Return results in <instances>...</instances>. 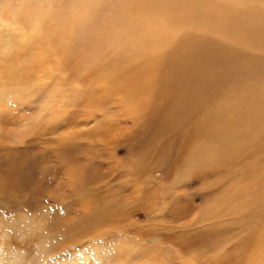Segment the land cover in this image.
<instances>
[{
    "label": "rangeland",
    "instance_id": "rangeland-1",
    "mask_svg": "<svg viewBox=\"0 0 264 264\" xmlns=\"http://www.w3.org/2000/svg\"><path fill=\"white\" fill-rule=\"evenodd\" d=\"M160 1L165 0H0V74L14 70L12 77L31 78L28 90L13 106L14 114H11V109L0 111V149L18 150L23 146L18 140L10 138L9 133L14 126L23 123L27 126L35 119L40 124L33 129L31 136L38 135L39 140L43 132L38 129L48 122L45 116L51 117L56 109L60 115L57 125L60 131L70 132L72 127L77 131V128L83 127L79 130L85 134L78 139L75 149L69 148L71 150L62 154L70 159L78 158L89 173H86L88 179L84 183L67 181L71 179L67 174V162L62 160V168L53 147L38 152L39 146H36L33 154L25 152L29 155L23 151L15 152L25 161L30 174L14 173L9 165L13 163L11 160H16V155L10 154L7 158L0 155V220L9 221L10 217L21 212L28 215L35 213L46 222V231L50 234L48 238L44 237L47 239L45 249V244L42 246L38 240L35 241V236L23 234L13 227L8 244L10 252H15L17 259L21 257L19 260L22 262L17 264H26L24 260L38 264L43 258L44 263L47 262L45 264H83L85 260L93 263V258H87L93 243L106 251L102 261L109 264H238V261L243 264L240 261L244 241L259 235L257 242L262 244L264 161L250 162L246 166L237 164L233 170L223 165L203 164L196 157H188L189 149L198 142L192 140L195 136L193 125L199 118L197 113L184 116L179 115L183 112L176 111L169 123L159 124L151 118L150 111L145 110L140 113L142 115L135 125L130 117L128 119L126 111L127 105L134 99L129 87L119 82L112 83L111 77L104 73L101 79L100 76H92L93 84L88 82L91 79L87 76L88 72L82 73L86 81L83 79L77 83L75 79L78 74L74 68L77 53L97 40L107 39L109 43L126 31L128 18L116 8L117 3L135 2L133 10L136 15L147 18L154 14L155 5ZM40 12H47L48 15L39 31L34 32L29 14ZM209 33H204L209 40H219L213 32L212 36ZM246 46L261 54L254 43ZM93 50L96 59L98 49ZM84 61L91 63L92 55H87ZM4 75L12 79L9 72ZM3 79L0 77V84ZM118 96L120 99H116ZM101 120L114 126L108 129L114 143L107 151L101 145L104 142L94 141L97 138L94 129ZM139 127L141 130H138ZM138 131L144 134L139 135ZM107 134L100 138L107 141ZM185 154L188 155L186 158ZM198 162L199 167L203 165L207 171L203 166L198 168ZM191 163H196L197 168ZM232 173H236V177ZM177 176H181L180 181ZM237 177L243 180L253 177L250 182L245 180L247 184L240 181L244 187L239 183L240 186H236L238 190H244L241 196L251 190V197L231 199L226 195L235 190ZM180 182L183 183L180 185ZM239 201L242 205L233 208ZM223 206L226 209L221 208L217 212ZM257 231L259 234H256ZM109 239L111 241H107ZM119 242L126 244L118 248ZM37 246L44 257L37 256L40 253L36 251ZM39 247H43L42 250ZM117 248L122 251L119 253ZM250 254H255V251ZM1 263L8 264L6 261Z\"/></svg>",
    "mask_w": 264,
    "mask_h": 264
},
{
    "label": "bare ground",
    "instance_id": "bare-ground-1",
    "mask_svg": "<svg viewBox=\"0 0 264 264\" xmlns=\"http://www.w3.org/2000/svg\"><path fill=\"white\" fill-rule=\"evenodd\" d=\"M109 1L114 2V0ZM134 3L119 2L115 5L128 18L126 31L122 36H116L109 43L107 39L97 40L85 50L77 53L75 57L76 62L74 63V68L78 72L75 78L77 83L83 79L86 81L82 77L83 72H88L87 76L91 78L88 82L91 83L93 82L92 76H100L99 79H101L104 73L111 77L112 83L119 82L129 87L130 92H132L131 96L134 99H131L126 111L129 114L128 119L130 117L135 122V125L142 115L140 113L145 110H149L150 112L148 113L151 115V118L157 123L161 122V124L169 123V119L175 117L176 111L183 112L179 115L184 116L197 113L199 118L195 120L196 125L192 124L195 133L192 140L194 139L198 142H196L194 147L189 149V156L185 154V158L186 156L196 157L201 163L204 162L203 164L223 165V167H232V170L236 169L235 165L237 164H245L244 166H246L250 162L264 161V49L260 48L264 47V0H165L155 5L154 14L147 18H139L136 15L133 10ZM29 15L32 16L30 20L33 31L37 32L43 19L48 14L47 12H40ZM206 31H209L211 36L214 33L219 40L214 38L213 40H209L204 34ZM251 42L255 44L256 48L261 50L259 52L261 54L247 48L246 44H250ZM105 43H107V47ZM93 49H98L96 59ZM87 55H92L93 61L91 63L84 61ZM6 72L11 74L12 79L6 78L4 75ZM6 72H1L0 74L1 78H5L1 80L0 84L2 86L0 89V111L11 109V114H14L13 106L16 104V100H20L28 90L31 78L29 79L28 76L21 78L19 75L12 77L15 73L14 70H8ZM11 85L14 86L10 88L9 86ZM123 89H126V87ZM11 98H14L13 100L15 102ZM118 98L119 96L116 99ZM111 100L113 101L114 99ZM95 104H97L96 101ZM89 114L92 116L91 111ZM94 116L96 115L94 114ZM14 117L16 119V115ZM44 119H47L48 122L38 129L39 132H43L39 140L38 135L31 136L33 129L40 124L38 119H35L34 123H32V120H29L31 123H26L27 126L24 123L20 126H14L9 133V137L18 140L23 146H20L18 150L14 148L10 150L7 147H3L4 149H0V155L2 158H7L10 154L16 155V160H11L13 163L10 162L11 164L9 165L13 168L14 173L19 175L30 174L28 167L25 165V161L15 152L23 151L24 153L29 152L33 154L32 150L36 146H39L38 152L40 150L47 151L48 147H53L58 153L56 155L58 163L62 166V160L67 162V174L71 177L67 181L78 180V182L84 183L88 179L86 175L88 172L82 167L78 158L76 157L77 160L75 158L70 159V157L62 154L69 148L75 149V146L78 144V139L85 134H82L79 130H82L83 127L77 128V131H75V127H72L70 132L60 131L57 126L59 125L60 115L59 110L56 109L51 117L45 116ZM65 119L67 118L65 117ZM53 120L56 121V125H54L55 121L52 122ZM68 123L73 122L69 121ZM116 124L121 127V124ZM113 127L110 122L107 123L105 120H101L94 129V135L97 134V138L94 141L95 143L104 142L101 145L105 148V151L114 143L113 137H109L108 130L110 128L113 129ZM106 134L109 145L107 143L108 140L106 141V139L102 140L100 138V136H106ZM141 134L144 133L140 132L139 135ZM21 138L23 139L21 140ZM45 142H47L46 146L44 145ZM39 154L42 156V153ZM187 161L189 163V160ZM121 162L120 164L123 163ZM195 164H192V166L194 167ZM89 165H91V162H89ZM186 165L189 164L186 163ZM199 165L198 162V168L203 166L199 167ZM262 165L264 166V162ZM197 166L195 165L194 168H197ZM181 168L183 170V167ZM3 171L7 174L9 173V170L6 171L4 169ZM205 171L207 170L205 169ZM232 174L233 177H236V173ZM180 177H178L179 181L181 180ZM252 178L247 177L245 180L250 182V180H253ZM227 179L230 178L227 177ZM241 180L246 183L245 180L237 177L234 182L235 187L242 184L240 182ZM181 183L183 182H180V185ZM244 186L243 184L241 185V187ZM171 187L175 186L171 185ZM234 189L230 194H226L231 199L252 196L251 190H248L246 194L241 196L240 193H244V190H238L237 187ZM53 197L56 198L57 196ZM240 205H242L241 201L237 202L233 208ZM221 208L226 209L224 206L218 209L216 207L215 209L218 212ZM25 214L22 212L16 214L6 222L0 220V264L4 261L8 264L22 262V260H19L21 257L17 259V256L14 255L15 252L13 253L9 250L10 246L8 243L10 242L8 239L10 232L13 231V227H15L16 231H22L23 234L28 233V236H35V241L38 240L42 246L45 244L43 247L46 249L47 239L44 237L48 238V235L50 236L48 231H46V222L44 223V221L40 220L37 214L34 215L35 213L33 214L34 216ZM70 222L72 221L70 220ZM256 234H259V231ZM20 235L18 236L20 237ZM256 236L257 238L255 237L244 241V243L242 242L241 249L243 250V257L240 262H243V264H264V245L261 246L264 242V237H260L263 242L259 245L258 243H261L260 241L257 242L259 235ZM107 241L111 240L109 239ZM124 244L126 242H119L118 248ZM42 248L39 247L40 250ZM90 248V253L89 256L87 255V258H93V263L85 260L83 264H109L102 261L103 254L106 251L99 244L93 243ZM118 248L117 251L120 253L122 250H118ZM253 248L255 250H252ZM36 251H39L38 246ZM252 251H255V254H250ZM53 253L51 254L53 255ZM38 254L37 256L44 257L42 256V252ZM45 254L47 255L46 252ZM11 256L14 257L11 259ZM116 260H118V256ZM51 261L54 262V260ZM24 262L30 264L28 260H24ZM45 263L47 262L45 261ZM45 263L44 258L43 260L39 259L38 264Z\"/></svg>",
    "mask_w": 264,
    "mask_h": 264
}]
</instances>
